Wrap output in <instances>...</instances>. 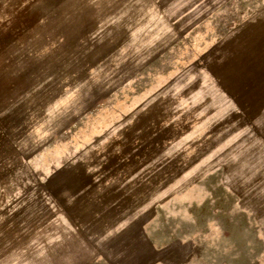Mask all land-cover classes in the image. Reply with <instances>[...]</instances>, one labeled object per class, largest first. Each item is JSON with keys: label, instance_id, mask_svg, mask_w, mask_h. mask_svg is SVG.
<instances>
[{"label": "rangeland", "instance_id": "obj_1", "mask_svg": "<svg viewBox=\"0 0 264 264\" xmlns=\"http://www.w3.org/2000/svg\"><path fill=\"white\" fill-rule=\"evenodd\" d=\"M172 8L0 0V264H264V120L214 147L178 113Z\"/></svg>", "mask_w": 264, "mask_h": 264}, {"label": "crops", "instance_id": "obj_2", "mask_svg": "<svg viewBox=\"0 0 264 264\" xmlns=\"http://www.w3.org/2000/svg\"><path fill=\"white\" fill-rule=\"evenodd\" d=\"M171 58L172 104L196 115L199 137L214 147L255 138L251 131L264 120V19L173 0Z\"/></svg>", "mask_w": 264, "mask_h": 264}]
</instances>
